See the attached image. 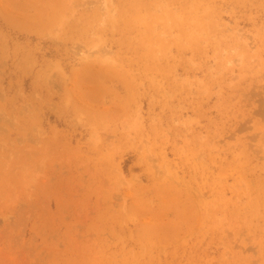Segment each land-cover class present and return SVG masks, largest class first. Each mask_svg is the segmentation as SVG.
Returning a JSON list of instances; mask_svg holds the SVG:
<instances>
[{"label": "rangeland", "instance_id": "obj_1", "mask_svg": "<svg viewBox=\"0 0 264 264\" xmlns=\"http://www.w3.org/2000/svg\"><path fill=\"white\" fill-rule=\"evenodd\" d=\"M0 264H264V0H0Z\"/></svg>", "mask_w": 264, "mask_h": 264}]
</instances>
